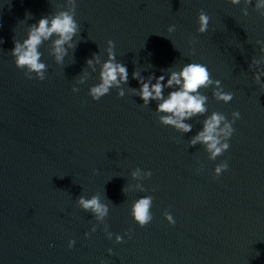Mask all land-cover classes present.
<instances>
[{"label":"water","instance_id":"1","mask_svg":"<svg viewBox=\"0 0 264 264\" xmlns=\"http://www.w3.org/2000/svg\"><path fill=\"white\" fill-rule=\"evenodd\" d=\"M260 2L75 0V48L64 45L58 64L57 37L42 43L47 70L38 82L16 69L14 43L41 18L68 11V0H0V264H264ZM201 10L210 18L204 34L196 31ZM108 40L128 81L120 86L123 97L113 87L92 101L88 91L99 82ZM93 56L100 62L89 67ZM193 62L206 65L233 99L218 102L215 83L200 89L207 111L184 120L191 130L182 132L161 125L158 101L144 106L129 90L140 87L134 72L152 84L164 76L166 84L172 71ZM175 90L164 88V98ZM213 112L240 118L232 136L221 137L228 150L209 159L206 146L192 140ZM224 161L227 170L215 177ZM82 196H99L107 215L97 220L84 211ZM145 196L153 197V219L139 228L130 210Z\"/></svg>","mask_w":264,"mask_h":264},{"label":"clouds","instance_id":"2","mask_svg":"<svg viewBox=\"0 0 264 264\" xmlns=\"http://www.w3.org/2000/svg\"><path fill=\"white\" fill-rule=\"evenodd\" d=\"M233 5L239 4L241 0H230ZM245 4H250L251 0H244ZM70 5L68 11H62L53 16L51 20L41 18L36 25L29 26L27 38L23 43H14L12 56L14 65L17 70H22L24 76L28 80L35 79L36 81H44L46 79L47 66L41 62L42 53L39 51V46L49 38L55 36L52 44V54L58 64H62L64 57L67 55L68 48H75L72 43L73 37L78 35L79 25L75 17L76 3L75 0H68ZM264 7V0L257 4V8ZM209 16L203 11H199L197 15V33L204 34L208 30ZM168 32L175 31V25L170 26ZM196 41L193 40V43ZM108 47L106 49L107 59L102 62L99 74L98 83L89 88L88 95L92 101H98L103 96L107 95L113 87L120 89L117 92V97L124 96V90L120 87L128 81L127 68L116 62L114 54V42L106 41ZM194 54V49L192 50ZM100 62L98 56H93L92 59L86 61V64L91 67L93 62ZM34 74V75H32ZM132 78L136 79L140 85L139 89H130L133 94L138 95L146 106L149 101H158L156 111L160 113L159 122L164 126H174L177 130L188 132L191 130V125L185 124L183 121L191 119L195 115H203L207 109L205 107L208 97L200 93V89L208 88L215 83L216 87L213 91V96L218 102L229 103L233 99L232 93H226L220 86V81H213L211 74L206 65L201 63H187L180 68L179 71H172L169 75L167 83L164 84V76L156 78L154 84L151 83L150 76L147 81L139 76L138 72L132 74ZM259 77L257 76V79ZM177 90L170 91L167 98L163 96L164 88H173ZM77 89H72L76 92ZM233 121H228L224 114L213 112L208 118L203 121V129L192 140V144L201 143L206 146V151L210 154L209 159H215L228 150L229 144L222 143L221 137L225 140L230 138L234 132L232 124L239 119V113H232ZM227 162H221L214 170V176L219 175L227 170ZM139 175V170L133 173V176ZM146 175L151 176V172ZM153 197L145 196L134 202L130 210L132 221L139 227L144 228L152 219L151 207ZM78 204L84 211H90L95 215L97 220L103 219L108 208L106 204L101 203L99 196H93L91 199H86L83 196L79 198ZM163 219L170 225H174L175 221L168 212L163 214ZM128 235V233L126 234ZM111 238V233H109ZM116 242L121 243L122 237L116 236ZM74 241L68 242V248L71 249ZM111 253V250H109Z\"/></svg>","mask_w":264,"mask_h":264}]
</instances>
